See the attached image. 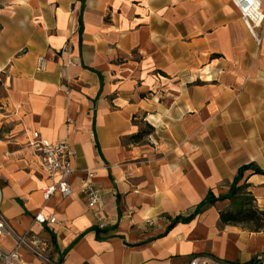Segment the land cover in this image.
<instances>
[{
	"label": "crops",
	"instance_id": "0c3cea01",
	"mask_svg": "<svg viewBox=\"0 0 264 264\" xmlns=\"http://www.w3.org/2000/svg\"><path fill=\"white\" fill-rule=\"evenodd\" d=\"M257 32L261 45L232 0H0V186L14 230L46 241L55 264H264V232L221 223L229 200L172 226L210 191L228 194L242 167L264 170V22ZM143 123L154 134L129 143ZM36 132L72 148L71 197L45 200ZM89 175L105 228L82 194ZM244 184L263 210L264 176Z\"/></svg>",
	"mask_w": 264,
	"mask_h": 264
},
{
	"label": "built area",
	"instance_id": "2783aa9c",
	"mask_svg": "<svg viewBox=\"0 0 264 264\" xmlns=\"http://www.w3.org/2000/svg\"><path fill=\"white\" fill-rule=\"evenodd\" d=\"M240 11L242 19L259 45L262 43L257 28L264 22V4L260 0H232ZM69 50V47L65 51ZM47 60L40 57L37 61V70L45 71ZM29 146L33 148L40 159V166L46 176V185L43 190L45 200L56 196L67 199L73 195L69 179L73 173V150L67 142L49 141L38 132L33 134ZM89 180L82 191L89 210L101 228L106 226L102 191ZM35 221L40 224H54V218L47 219L43 214H38ZM49 244L32 235L17 233L7 221L2 211V190L0 186V264H28L24 254L31 256L44 264L50 261L46 257ZM189 264H231L211 257H195ZM254 264H263L261 260Z\"/></svg>",
	"mask_w": 264,
	"mask_h": 264
},
{
	"label": "trees",
	"instance_id": "16d2710c",
	"mask_svg": "<svg viewBox=\"0 0 264 264\" xmlns=\"http://www.w3.org/2000/svg\"><path fill=\"white\" fill-rule=\"evenodd\" d=\"M154 134V128L147 125V130L138 132L129 137L128 141L131 144H140L146 138ZM252 171L255 175L264 176V170L255 164L242 167L232 184L229 193L222 195L219 198L214 196L213 191H210L205 201L197 208L195 213L188 219L177 218L172 226L181 221H191L198 216L204 208L214 205L217 202L229 200L232 204V209L220 212L221 223L225 226L240 227L254 233L264 232V209H260L257 205L256 198L249 191V185L244 184L239 186V183L245 176V173Z\"/></svg>",
	"mask_w": 264,
	"mask_h": 264
},
{
	"label": "rangeland",
	"instance_id": "374dc122",
	"mask_svg": "<svg viewBox=\"0 0 264 264\" xmlns=\"http://www.w3.org/2000/svg\"><path fill=\"white\" fill-rule=\"evenodd\" d=\"M147 130V125H145L144 123L142 124L141 126V129H140V132H144ZM229 209H232V204L230 203V207L228 208ZM46 257L47 259L50 261L49 264H55V261H54V258H55V251L54 250H51L48 249L47 252H46Z\"/></svg>",
	"mask_w": 264,
	"mask_h": 264
}]
</instances>
